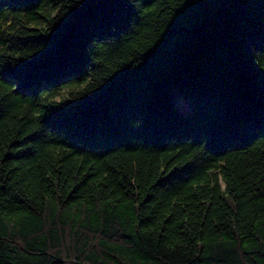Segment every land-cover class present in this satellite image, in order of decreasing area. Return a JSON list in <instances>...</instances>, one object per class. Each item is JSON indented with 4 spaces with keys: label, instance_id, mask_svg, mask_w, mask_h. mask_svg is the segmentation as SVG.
I'll list each match as a JSON object with an SVG mask.
<instances>
[{
    "label": "trees",
    "instance_id": "16d2710c",
    "mask_svg": "<svg viewBox=\"0 0 264 264\" xmlns=\"http://www.w3.org/2000/svg\"><path fill=\"white\" fill-rule=\"evenodd\" d=\"M0 264H264V0H0Z\"/></svg>",
    "mask_w": 264,
    "mask_h": 264
}]
</instances>
